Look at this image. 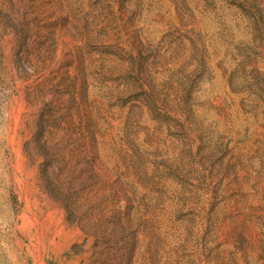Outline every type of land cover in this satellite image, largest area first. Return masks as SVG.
<instances>
[{
    "label": "rangeland",
    "instance_id": "obj_1",
    "mask_svg": "<svg viewBox=\"0 0 264 264\" xmlns=\"http://www.w3.org/2000/svg\"><path fill=\"white\" fill-rule=\"evenodd\" d=\"M0 264H264V0H0Z\"/></svg>",
    "mask_w": 264,
    "mask_h": 264
}]
</instances>
